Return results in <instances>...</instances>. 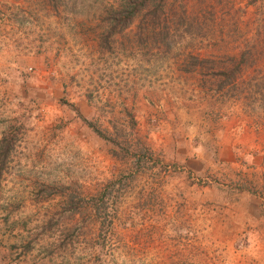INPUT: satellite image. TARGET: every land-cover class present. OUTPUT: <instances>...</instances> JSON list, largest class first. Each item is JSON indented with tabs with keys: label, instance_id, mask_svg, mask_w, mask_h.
Segmentation results:
<instances>
[{
	"label": "rangeland",
	"instance_id": "rangeland-1",
	"mask_svg": "<svg viewBox=\"0 0 264 264\" xmlns=\"http://www.w3.org/2000/svg\"><path fill=\"white\" fill-rule=\"evenodd\" d=\"M123 1L0 0V264H264V0Z\"/></svg>",
	"mask_w": 264,
	"mask_h": 264
},
{
	"label": "trees",
	"instance_id": "trees-1",
	"mask_svg": "<svg viewBox=\"0 0 264 264\" xmlns=\"http://www.w3.org/2000/svg\"><path fill=\"white\" fill-rule=\"evenodd\" d=\"M164 4L165 0H124L123 9L120 13L123 17L120 16V19L116 20L117 26L121 30L128 28L136 16L145 10H148V12L152 10V17L159 19Z\"/></svg>",
	"mask_w": 264,
	"mask_h": 264
}]
</instances>
